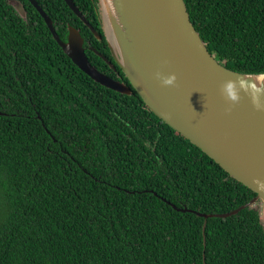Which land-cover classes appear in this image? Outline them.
<instances>
[{"label": "trees", "instance_id": "obj_1", "mask_svg": "<svg viewBox=\"0 0 264 264\" xmlns=\"http://www.w3.org/2000/svg\"><path fill=\"white\" fill-rule=\"evenodd\" d=\"M74 1L103 40L65 0H37L133 94L80 69L31 1L0 0V264H264L259 203L205 231V217L172 206L222 213L256 193L146 106L113 59L99 0ZM185 2L216 59L264 72V0Z\"/></svg>", "mask_w": 264, "mask_h": 264}, {"label": "water", "instance_id": "obj_2", "mask_svg": "<svg viewBox=\"0 0 264 264\" xmlns=\"http://www.w3.org/2000/svg\"><path fill=\"white\" fill-rule=\"evenodd\" d=\"M29 1L80 69L104 86L133 94L127 82L90 62L79 28L69 24L67 38L62 39L52 17L37 0ZM65 1L102 39L75 1ZM100 3L102 32L111 54L146 106L256 193L248 202L222 213L172 206L205 217L204 231L209 217H227L258 203L264 219V72L233 70L216 59L193 24L185 0ZM15 8L27 18L23 2Z\"/></svg>", "mask_w": 264, "mask_h": 264}, {"label": "flooded vegetation", "instance_id": "obj_3", "mask_svg": "<svg viewBox=\"0 0 264 264\" xmlns=\"http://www.w3.org/2000/svg\"><path fill=\"white\" fill-rule=\"evenodd\" d=\"M99 15H100V19H101V14H100V8H99ZM102 24H103V22H102V20H101V27H102ZM105 38V37H104ZM106 39V38H105ZM99 40H103V38L102 39H99ZM88 48L89 49H91V48H94L93 47V45H91L90 43H89V45H88ZM88 49V50H89ZM96 50H98V49H96ZM99 51V50H98ZM95 52V51H94ZM100 52V51H99ZM96 53V52H95ZM102 53V52H101ZM97 54V53H96ZM103 54V53H102ZM98 56H100V57H102L101 55H99V54H97ZM106 58H108L105 54H103ZM102 59H104L103 57H102ZM109 59V58H108ZM114 59V58H113ZM105 60V59H104ZM111 62H112V64L113 65H110L109 63V65L112 67V68H115V64L113 63V60L112 59H109ZM115 61V60H114ZM116 62V61H115Z\"/></svg>", "mask_w": 264, "mask_h": 264}, {"label": "rangeland", "instance_id": "obj_4", "mask_svg": "<svg viewBox=\"0 0 264 264\" xmlns=\"http://www.w3.org/2000/svg\"><path fill=\"white\" fill-rule=\"evenodd\" d=\"M99 2H100V0H99ZM100 14H101V3H100ZM262 209L264 211V204H262Z\"/></svg>", "mask_w": 264, "mask_h": 264}, {"label": "clouds", "instance_id": "obj_5", "mask_svg": "<svg viewBox=\"0 0 264 264\" xmlns=\"http://www.w3.org/2000/svg\"><path fill=\"white\" fill-rule=\"evenodd\" d=\"M102 20V19H101Z\"/></svg>", "mask_w": 264, "mask_h": 264}]
</instances>
